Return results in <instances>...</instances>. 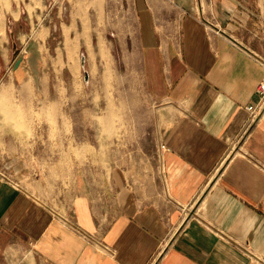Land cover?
<instances>
[{
    "label": "crops",
    "instance_id": "obj_1",
    "mask_svg": "<svg viewBox=\"0 0 264 264\" xmlns=\"http://www.w3.org/2000/svg\"><path fill=\"white\" fill-rule=\"evenodd\" d=\"M47 7L54 15L41 20ZM131 9L159 133L152 148L119 150L66 148L63 129L64 98L74 105L85 88L74 70L66 83V60L94 44L92 14L106 0L0 9V169L11 178L0 174V264H264V0H131ZM35 25L39 42L11 68V37ZM57 27L65 46H55L63 66L52 84L42 66ZM33 141L52 144L31 150ZM26 173L39 174L36 189Z\"/></svg>",
    "mask_w": 264,
    "mask_h": 264
},
{
    "label": "rangeland",
    "instance_id": "obj_2",
    "mask_svg": "<svg viewBox=\"0 0 264 264\" xmlns=\"http://www.w3.org/2000/svg\"><path fill=\"white\" fill-rule=\"evenodd\" d=\"M10 2L11 0H0V9ZM51 15H54L53 9L47 7L44 9L41 20L48 21ZM64 16L66 17V14ZM91 23L94 44L89 47L83 45L76 48L77 61L66 60V83L69 82V70H74L85 84L84 91H81V98L76 104L72 105L68 98H64L68 108L63 129L71 135V139L65 141L66 148L72 147L73 143L76 146L81 143L83 147L87 141H91L97 149L102 150L106 148L131 149L139 144L145 147L149 145L152 148L153 140L159 133V126L157 115L140 76L139 52L131 0H106V11L104 13L94 12ZM19 31H26V27L17 30ZM32 31L31 36L19 38L14 35L11 37L10 51H8L12 55L11 68L15 64L12 61H16L20 54L24 58L31 52V42L34 38L36 42H39L36 25ZM47 45H50L49 59L44 61L45 65L42 69L45 72L51 70V81L55 84L56 70L63 66V62L57 63L54 58L56 57L55 46L61 45L63 48L65 46L58 27L52 30ZM66 48L70 55L74 52L69 44ZM0 51H4V48H0ZM86 71L89 74L88 78L85 77ZM90 89H92L91 93ZM52 95L56 97L55 92ZM89 107L92 110H89ZM56 131V124L51 125L50 132ZM39 132L40 129L36 126L28 130L30 137H36ZM73 134H75V141ZM28 144L31 150H33L32 146L42 150L45 145L52 144V142H26V145ZM37 177L39 178V174L36 173H26L21 176L23 182L34 189H36L35 179Z\"/></svg>",
    "mask_w": 264,
    "mask_h": 264
},
{
    "label": "built area",
    "instance_id": "obj_3",
    "mask_svg": "<svg viewBox=\"0 0 264 264\" xmlns=\"http://www.w3.org/2000/svg\"><path fill=\"white\" fill-rule=\"evenodd\" d=\"M257 92L258 94L260 95V102H263L264 101V82L261 81L258 86H257ZM260 105V104H259ZM259 106H256V105H253V104H250L248 105V108L252 111V115L255 116L257 113V109H258ZM162 146H165L164 144ZM0 174L8 179L11 180V178L9 177V174L4 172V171H1L0 169ZM75 229L82 233L84 236H88V234H86L82 229H80L78 226H75Z\"/></svg>",
    "mask_w": 264,
    "mask_h": 264
},
{
    "label": "water",
    "instance_id": "obj_4",
    "mask_svg": "<svg viewBox=\"0 0 264 264\" xmlns=\"http://www.w3.org/2000/svg\"><path fill=\"white\" fill-rule=\"evenodd\" d=\"M22 58H23V55L20 54V55L18 56V58L16 59V61H15V67H17V66L20 64ZM85 77H86V78L89 77V74H88L87 71H86V73H85Z\"/></svg>",
    "mask_w": 264,
    "mask_h": 264
}]
</instances>
